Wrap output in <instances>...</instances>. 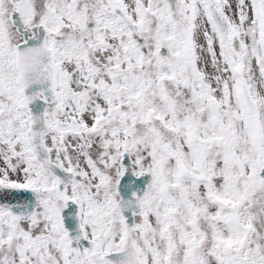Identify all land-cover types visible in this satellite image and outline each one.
Instances as JSON below:
<instances>
[{
    "label": "snow or ice",
    "instance_id": "6c2138e0",
    "mask_svg": "<svg viewBox=\"0 0 264 264\" xmlns=\"http://www.w3.org/2000/svg\"><path fill=\"white\" fill-rule=\"evenodd\" d=\"M0 264H264V0H0Z\"/></svg>",
    "mask_w": 264,
    "mask_h": 264
}]
</instances>
